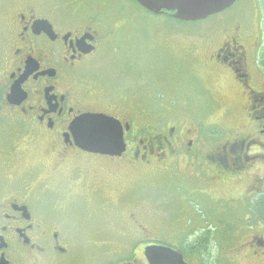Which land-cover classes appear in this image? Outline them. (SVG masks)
Returning <instances> with one entry per match:
<instances>
[{
    "label": "flooded vegetation",
    "instance_id": "af4514ba",
    "mask_svg": "<svg viewBox=\"0 0 264 264\" xmlns=\"http://www.w3.org/2000/svg\"><path fill=\"white\" fill-rule=\"evenodd\" d=\"M87 1L0 0V264H65L83 219L68 206L82 202L89 209L93 192L107 201L111 164L166 170L182 160L197 181L189 197L206 192L208 183H245L242 197L231 203L244 207L245 215L232 216L247 227L221 222L215 231L232 239L245 232L248 240L232 252H246L251 264H264V23L232 20L221 27L223 40L207 63L230 71L247 110L238 131L209 141L201 127L186 120L146 121L139 114L123 119L88 104L84 70L99 50V27L109 22L88 11ZM87 112L122 122L126 150L121 155L77 145L70 126ZM189 223L171 231V237L179 235V246L165 245L188 253L208 251L214 231H193ZM163 233L162 228L147 231L133 252L164 245L156 242L164 241Z\"/></svg>",
    "mask_w": 264,
    "mask_h": 264
},
{
    "label": "rangeland",
    "instance_id": "374dc122",
    "mask_svg": "<svg viewBox=\"0 0 264 264\" xmlns=\"http://www.w3.org/2000/svg\"><path fill=\"white\" fill-rule=\"evenodd\" d=\"M87 6L103 15L96 14L103 23L109 22L98 26L101 44L83 74L90 106L123 119L139 114L146 121L161 116L186 120L201 127L209 141L243 126L246 96L230 71L207 60L223 40L224 24L233 20L263 25L264 0H237L222 13L198 21L153 13L135 0H88ZM184 166L183 160L166 170L111 164L104 191L107 201L93 192L89 209L82 202L68 206L83 219L65 264L146 262L144 253L133 252V247L147 231L162 228L164 241L156 242L179 246V235L171 237V231H182L188 221L193 231L203 227L214 231L208 251H187L184 258L189 264H251L246 252H232L248 240L245 232L232 239L219 238L215 231L221 222L247 227L232 216L245 215L244 207L231 203L245 192V183H208L206 192L189 197L197 181ZM138 224L145 226L144 232Z\"/></svg>",
    "mask_w": 264,
    "mask_h": 264
},
{
    "label": "water",
    "instance_id": "95a60500",
    "mask_svg": "<svg viewBox=\"0 0 264 264\" xmlns=\"http://www.w3.org/2000/svg\"><path fill=\"white\" fill-rule=\"evenodd\" d=\"M154 13H167L182 21H198L222 12L236 0H136ZM92 50V49H91ZM70 129L79 147L84 150L121 155L126 149L122 122L105 113L87 112L77 117ZM148 264H188L182 252L164 245L145 248Z\"/></svg>",
    "mask_w": 264,
    "mask_h": 264
},
{
    "label": "trees",
    "instance_id": "16d2710c",
    "mask_svg": "<svg viewBox=\"0 0 264 264\" xmlns=\"http://www.w3.org/2000/svg\"><path fill=\"white\" fill-rule=\"evenodd\" d=\"M187 252H184V254H186Z\"/></svg>",
    "mask_w": 264,
    "mask_h": 264
}]
</instances>
